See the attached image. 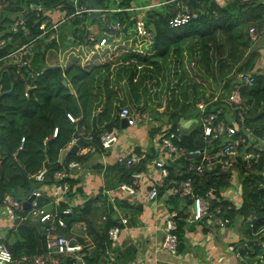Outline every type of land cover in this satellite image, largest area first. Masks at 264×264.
Instances as JSON below:
<instances>
[{"label":"trees","instance_id":"1","mask_svg":"<svg viewBox=\"0 0 264 264\" xmlns=\"http://www.w3.org/2000/svg\"><path fill=\"white\" fill-rule=\"evenodd\" d=\"M148 1L77 0L73 6L61 0H0V39L5 40V44L0 45V204L12 191L27 198L30 187L38 189L43 183L53 182L56 171L68 172L56 181L67 182L69 190L65 197L73 198L75 192H81V176L68 164L70 161L83 162L87 156L79 152L68 153L63 163L59 162V156L76 133L84 132L80 135L84 139L91 136L88 147L103 151L99 137L120 124L118 113L122 107L139 113L151 107L159 122L157 127L148 129L152 140L159 131H175L179 119L195 109L200 101L210 100L215 90L222 88L228 93L236 72H250L254 76L253 85L241 89L242 106L232 111L243 112L245 124L256 137L249 150L257 151L256 145L264 139V72L253 70V57L247 50L250 43L264 39V33L260 37V28L264 26V0H226L224 4L218 0H195L194 5L181 0H158L160 4L142 16L148 29L150 23L155 27L154 33L150 30L152 38L135 29L139 10L111 11L107 13L108 21L119 22L121 28L110 29V35L102 45L98 33L105 26L100 12L83 11L145 6ZM181 4L188 6L187 17L185 21L173 24V20L183 13ZM36 5H41L42 11L33 10ZM63 5L70 15L76 10L81 11L41 35V22L46 21L47 27L52 25L46 13ZM21 20L23 24L12 31V24ZM94 24L98 32L90 40V28ZM250 27L260 34L256 40L249 36ZM50 34L55 36L47 40ZM28 44L29 48L19 61L6 63L12 53ZM185 58L190 64L203 66L211 83L199 88L198 82L187 73ZM30 87H34L32 98L27 95ZM112 97L115 98L110 100ZM164 98L165 109L160 113ZM220 104L224 103L215 102V105ZM224 107L226 111L230 110L226 105ZM67 113L78 120L70 122ZM164 114L169 116L167 123L162 120ZM54 128H57V134L52 137ZM200 131L199 126L187 130L179 145L186 150L202 147ZM134 153L140 160L131 166L116 163L106 167L104 189L132 182L134 176L146 171L157 157L152 145L147 151L137 148ZM241 162L245 165L244 160ZM44 169L43 179L48 177L49 182L35 179ZM169 170L170 176L174 177L173 166H169ZM239 175L240 206L227 209L231 202L222 199L223 209L217 216L228 217L230 224L236 217L241 218V236L235 243L239 258L245 264H264V150L260 151L259 158L251 160L248 169L239 171ZM110 176H114V180L111 181ZM228 178L229 173L214 172L200 185L199 192L212 188L215 195L221 197L220 192L229 186ZM101 193L102 188L82 207L76 206L71 212L80 216L87 234L96 241L92 254L85 248L79 252L84 253L86 264H105L111 257L106 252L111 244L108 230L119 225L112 215L106 216L105 223L98 225L88 217V213L95 211L97 201L105 203ZM163 193L164 188H160L159 195ZM182 200L184 198L178 194L164 199L166 209L177 216L178 249L187 229L184 209L188 199ZM49 201L47 194L37 199L41 208ZM119 203L123 208H134L126 200ZM212 203L217 204L215 200ZM58 207L56 218L49 223L25 218L28 209H15L18 222L12 231L16 240L7 245L13 256L12 264H34L32 257L47 251L46 234L51 223L57 234L71 235L69 229L73 221L65 226L58 223L59 213L68 206L61 202ZM77 240L82 242L80 238ZM54 255L59 264L75 261L73 255ZM112 256L113 264L130 263L136 256V249L127 246Z\"/></svg>","mask_w":264,"mask_h":264},{"label":"built area","instance_id":"2","mask_svg":"<svg viewBox=\"0 0 264 264\" xmlns=\"http://www.w3.org/2000/svg\"><path fill=\"white\" fill-rule=\"evenodd\" d=\"M68 2L75 6L77 0H61ZM221 0H218L220 3ZM183 13L177 16L173 20V24H178L185 21L187 17L188 6L180 5ZM150 5L145 6H130L127 8H93L84 9L83 11H99L102 24L105 26L103 31H100L98 35L101 37L99 44L102 45L105 42V38L110 35V29H120L121 24L119 22L111 23L108 21L107 13L111 11H126V10H139L141 15L138 16L135 22L136 31L145 35L148 38H152V32L145 25L143 15L149 9ZM37 12L42 11L41 5L32 7ZM81 10H76L74 14L79 13ZM57 13V19L53 14ZM71 14V15H74ZM67 8L58 6L52 11H48L46 16L51 19L52 25L46 26V21L39 24V29L42 34H47L56 28L57 24L66 20L69 16ZM23 24V20L13 23L11 26L12 31H16L19 25ZM261 34L264 33V26L260 28ZM260 34L256 32L254 27L249 28V36L253 40L257 39ZM53 38L54 35L50 34L48 38ZM90 40H93L94 35H90ZM5 40L0 39V45H4ZM30 44L22 45L16 52H20L22 56L25 54L26 48L28 49ZM15 53H12L13 56ZM234 82L232 83L231 90L226 93L222 88L214 91L213 97L208 101H200L197 105L198 112L196 113L197 120L195 126L201 128L200 139L202 141V147L196 149L186 150L185 147L180 146L179 142L182 141L183 135L187 132L185 126H178L175 131L164 132L159 131L152 139V147L157 152V157L150 163L148 170L157 172V175L152 180L143 182V186H139L138 183L128 184L122 182L118 186V191L124 194L126 197H144L148 201H156L159 195L160 188H164V195H180L182 198L190 199L192 205V214L187 218L188 223L192 220H199L200 222L213 214H220L222 212V199L231 202L227 206V209L232 207L238 208L241 204L242 187L240 181L239 171H245L251 165V160H256L260 156V151L264 150V139L256 145V150H249L251 144L256 140L250 126L245 124L244 114L241 110L236 113L232 110L240 108L242 106L241 89L243 87H250L254 83V76L248 72H236L234 75ZM224 84V83H223ZM215 102H221L224 104L215 105ZM226 105L230 110L226 111L224 107ZM210 107V108H209ZM70 122H76L77 117H74L71 113L66 114ZM195 116V115H194ZM118 117L125 118L127 120L128 127L135 126L138 123H148L150 121V115L148 111L139 113L140 120L137 121L134 112H131L128 107H122L118 113ZM154 125L152 127H155ZM191 129V128H190ZM84 132H80L82 135ZM57 128H54L52 137L56 136ZM100 142L103 149L110 148L114 143L118 141V134L114 130L105 131L100 135ZM85 140L88 142L92 140L91 136H85ZM23 142V138L21 139ZM75 138L70 142L73 143ZM89 146V145H87ZM94 147H89V150L94 151ZM255 151V152H254ZM195 154L194 156H190ZM184 157V158H183ZM187 160L188 162H181L180 160ZM140 156L135 153H127L125 155H119L116 158V162L126 167L138 162ZM242 160L245 161V165L242 164ZM70 168H75L78 163L75 161L69 162ZM169 166H173L175 176H170ZM149 171V172H150ZM229 173V186L220 192L221 197L216 196L212 188L208 189L204 193H200V185L209 179L213 173ZM68 172L56 171L53 174L55 180H61L66 176ZM144 178V174H141ZM185 176V177H182ZM43 176L40 181H43ZM50 183H43L38 189H33L34 199L30 202V209L28 215L25 218L32 220H39L41 222H53L57 216V212H46L44 208L38 206L37 199L44 195L46 191H49ZM141 187V188H140ZM143 187V188H142ZM143 189V190H142ZM69 190L67 182L59 184V193L62 196ZM63 197V196H62ZM212 200L217 203L214 205ZM4 212L10 219H14L16 216V208L22 207V200L14 198L12 195L4 196L3 200ZM63 212L71 213L72 208L67 207ZM162 216V230L163 241L161 246L166 249L170 254L178 256L176 264H181L178 255L179 238L176 233L178 224L177 216L175 212H170L167 209ZM122 222L125 223L126 219L123 218ZM60 226H65L62 220L58 219ZM220 228H224L229 224L228 217H219L217 221ZM120 229L118 226H113L108 230V237L111 242H114L118 238ZM46 246L47 251L43 254L35 255L32 257L34 264H59L58 258L54 254L70 255L74 253L75 246L69 244V237L66 235L57 234L55 232V226L53 223L49 225L48 232L46 234ZM233 250V245L230 246ZM13 256L10 250L0 242V264H12ZM84 263V262H83ZM113 257H110L105 264H113ZM103 264V263H97ZM135 264H144L142 261L135 262Z\"/></svg>","mask_w":264,"mask_h":264},{"label":"crops","instance_id":"3","mask_svg":"<svg viewBox=\"0 0 264 264\" xmlns=\"http://www.w3.org/2000/svg\"><path fill=\"white\" fill-rule=\"evenodd\" d=\"M148 2L147 5H150L149 9L160 4L158 0H149ZM139 15H141V13H139ZM53 16L55 18L57 13H54ZM90 29L92 30V34L94 36L96 34L97 36V25H92ZM120 84L123 86L121 81ZM101 97L104 99V94H102ZM113 98L115 97L110 98V100ZM142 124L147 127L143 129L135 125L126 129L121 128L124 132L130 130V132H128L129 136L123 138V135L119 132L118 141L110 148L104 149L103 151L98 152L89 150L88 146L81 147L78 152L80 154H86L87 158L83 162H78V165L74 168L77 174L81 176V181L79 183L81 192H75L74 197L71 199L66 198L64 194L62 197L59 193L60 183L56 180L53 182L51 181L48 185L50 187L49 191L45 192V194L49 196L50 201L44 208L46 212H56L61 202L66 203V205L72 209L76 206L82 207L90 198L97 195L100 188H102L101 195H104L105 203L101 200L97 201L95 206L93 205L95 211L87 215L96 225L105 223L106 216L112 214L117 215L116 219L118 220L120 232L115 243L111 242L110 246L107 248V254L113 257L112 254H114V252L116 254L117 251L124 250L127 246H133L136 249V256L134 260L126 264H135V262L138 261H142L144 264H176L178 256L170 254L161 246L164 233L162 230V216L166 212L164 203L166 196L164 193L158 195L156 201H148L144 197H130L131 200H129L128 203L133 205L134 208L126 209L121 207L119 202L122 200L127 201L128 197L118 191L119 184L115 188L104 189L105 179H107L105 177L106 167L115 165L117 163V156L134 153L137 148L144 152V150H149L152 145V140H150L149 143L147 142V138L150 139L148 129L150 126H158V124L154 121L152 123L149 121L148 123ZM112 130L115 131L116 127H113ZM149 171L150 170L147 168L146 171L137 173L132 182L125 183L135 184L136 181L139 186H143V182L152 180L157 175V172L152 170ZM141 174H144L145 177L143 178ZM110 179L111 181L114 180V176H110ZM108 201L112 203L113 212L109 211ZM53 205H55L56 208H53ZM185 212L186 208L184 209V213ZM123 218L126 219L125 223L122 222ZM218 220L219 216L213 214L190 230V223L185 219L187 229L184 230L183 244H181L178 249L181 264H245L239 258L235 245L241 236L239 231L241 218L236 217L233 219L234 223H229L225 225L224 228L219 227L217 223ZM74 221L69 229L71 235H68V237L74 239L76 248L74 249V253L70 255H73L75 258L73 264H86L84 253L79 252L85 248L88 254H92L96 248V241L92 240L87 234L84 221H80V218ZM17 222L16 216L14 219H10L6 215L3 203H1L0 242L6 247L10 242L12 243L16 240L12 230L16 227ZM77 238H80L82 242L79 243ZM232 245L234 247L233 250L230 249Z\"/></svg>","mask_w":264,"mask_h":264},{"label":"rangeland","instance_id":"4","mask_svg":"<svg viewBox=\"0 0 264 264\" xmlns=\"http://www.w3.org/2000/svg\"><path fill=\"white\" fill-rule=\"evenodd\" d=\"M226 2V0H221L220 3L224 4ZM126 11H131V10H126ZM147 12V11H146ZM145 12V14H146ZM72 16V15H71ZM70 17V16H69ZM55 36V35H54ZM260 37L262 38V34L260 35ZM52 38H47V40H51ZM46 41V40H45ZM263 41V42H260ZM260 42V43H259ZM15 54L13 56H10L9 60H6L7 62H15V61H19L22 57L20 55V52H14ZM247 54H252L253 57V70H259L261 72H264V39H260L259 41H257L256 43H250V46L247 50ZM189 55L188 53H186V56ZM186 58H185V62H186ZM188 62V60H187ZM185 63L186 66V70L187 73L192 76L199 85L200 87H203V85H207L208 83H211V79H210V75L206 73L205 69L203 66L197 65V64H190V62ZM6 63H4V65H7ZM21 63V62H19ZM237 69V67H236ZM213 83H215L214 81H212ZM206 94V93H205ZM149 112L150 115V122L152 123L153 121L156 122V124H159V122L157 121L158 116L156 115V111L153 108H149L147 110ZM196 120H197V116H183L179 119L178 122V126L183 127L185 126L187 130H190V128L194 127L196 124ZM137 126L145 129L147 126L143 125L142 123H139ZM129 128V127H127ZM115 132L119 135V132H121V134L124 137L129 136V131L124 132L121 127L120 124H118V126H116V130ZM147 142H150V139L147 138ZM253 174V173H252ZM131 200L130 197H128L127 201ZM53 208H56L55 205H53ZM186 212H185V216L187 218H189L192 214V206L191 205H187L186 207Z\"/></svg>","mask_w":264,"mask_h":264},{"label":"water","instance_id":"5","mask_svg":"<svg viewBox=\"0 0 264 264\" xmlns=\"http://www.w3.org/2000/svg\"><path fill=\"white\" fill-rule=\"evenodd\" d=\"M182 2H188L190 3L191 5H194L195 3V0H181ZM149 28L150 30L154 33L156 30H155V27L153 25V23H150L149 24ZM63 84H66V81L63 80ZM33 91H34V87H30L28 88L27 90V95L28 97L32 98L33 97ZM70 92L73 93L72 89H70ZM164 109H165V98H164V101H163V105L162 107L160 108V113H163L164 112ZM198 112V109L195 108L193 109L192 111L188 112L185 114V116H194L196 115V113ZM134 115H135V118L137 121L140 120L139 118V112L137 111H134ZM162 120L164 123H167L168 120H169V116L164 114L163 117H162ZM120 127L122 129H126L128 127L127 125V120L125 118H121L120 119ZM88 145V141L85 140L83 137H81L78 133L75 134V141L73 143H69L68 145H66L60 152V156H59V162L60 163H63L64 160H65V157L68 153H71V154H76L78 153L79 149L81 147H85ZM195 154H191L190 156H194ZM243 171V169H242ZM45 173V169L42 170L40 173H38L35 177L36 180H40L41 177L43 176V174ZM50 178L46 177L44 179L45 182H49ZM34 187H30L29 189V196L26 198V199H22L23 197L20 196L19 194L15 193L14 191L11 192V195H13L14 198L16 199H20L22 200V207L24 209H30V202L34 199V194L32 193ZM191 203V200L188 199L187 200V204L189 205ZM108 207H109V211L110 212H113V208H112V203L111 201H108ZM59 216H60V219L62 220V222L64 224H69L71 223L72 221L74 220H78L80 218V216L76 215L75 213H67V212H63L61 211L59 213ZM112 217L113 218H116L117 215L116 214H112ZM200 223L199 220H192V222L189 224V229L191 230L195 225H198ZM69 244L71 246H75L76 245V242H74V239L73 238H69Z\"/></svg>","mask_w":264,"mask_h":264}]
</instances>
